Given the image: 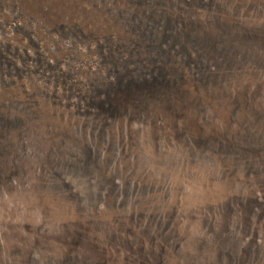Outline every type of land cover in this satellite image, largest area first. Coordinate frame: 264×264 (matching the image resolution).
Instances as JSON below:
<instances>
[{"label": "rangeland", "instance_id": "rangeland-1", "mask_svg": "<svg viewBox=\"0 0 264 264\" xmlns=\"http://www.w3.org/2000/svg\"><path fill=\"white\" fill-rule=\"evenodd\" d=\"M0 264H264V0H0Z\"/></svg>", "mask_w": 264, "mask_h": 264}]
</instances>
